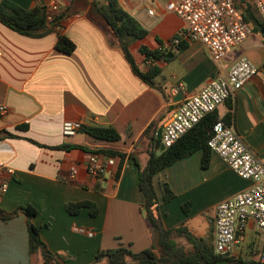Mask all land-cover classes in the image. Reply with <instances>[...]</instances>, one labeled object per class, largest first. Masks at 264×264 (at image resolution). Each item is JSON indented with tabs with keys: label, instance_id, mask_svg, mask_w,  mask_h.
<instances>
[{
	"label": "crops",
	"instance_id": "crops-1",
	"mask_svg": "<svg viewBox=\"0 0 264 264\" xmlns=\"http://www.w3.org/2000/svg\"><path fill=\"white\" fill-rule=\"evenodd\" d=\"M12 1L34 8L51 0ZM118 1L148 30L144 39L131 45L141 71L149 67L142 46L173 53L169 61L155 60L161 68L155 86L134 72L115 37L90 16L89 8L71 9L61 27L40 38L22 35L0 21V105L8 108L0 114V183L8 185L0 194V209L36 208L32 222L47 247L65 258L64 264H104L96 260L102 250L124 245L139 252L152 246L154 232L142 207L145 197L137 184L136 161L145 167L149 151H161V142L154 147L153 136L157 138L185 97L200 92L217 74L227 73L241 56L249 57L258 73L216 112L264 162V35L252 30L216 62L200 41L182 37L179 45L173 43L186 28L179 16L166 11V4L174 0ZM71 4L72 0H63L59 12ZM59 34L76 43L72 54L56 48ZM180 83L185 92L173 91ZM66 122L112 126L122 138L99 140L81 130L66 135ZM62 144L85 148H53ZM96 149L117 150L126 158L121 163L116 157L111 172L93 177L87 171L90 156L106 155L93 152ZM203 155L197 151L160 171L154 186L166 227L184 223L196 236L212 233L214 239L216 206L252 182L213 151L204 167ZM165 184L176 195L167 203ZM78 202L94 203L97 214L92 215L88 205L78 213L68 211L69 204ZM28 221L22 211L0 219V264H44L41 251H30ZM254 232L251 223L240 245L244 253L255 241Z\"/></svg>",
	"mask_w": 264,
	"mask_h": 264
},
{
	"label": "trees",
	"instance_id": "trees-1",
	"mask_svg": "<svg viewBox=\"0 0 264 264\" xmlns=\"http://www.w3.org/2000/svg\"><path fill=\"white\" fill-rule=\"evenodd\" d=\"M244 15V19L252 26V30H258L264 35V20L261 19L256 8L250 0H235ZM76 6L89 8L90 16L99 24L104 26L116 39L119 47L130 62L134 72L146 83L155 86V78L161 73V68L157 65L148 67L143 72L140 70L132 52L131 45L144 39L148 35V30L142 23L121 6L118 0H72L71 6L64 11L56 13L51 21L48 20L46 5H38L34 8H24L12 0H0V21L12 30L29 37H44L58 27ZM76 43L65 34H59L56 48L66 54H72L76 50ZM141 52L149 59L164 58L169 61L173 57L170 51L165 54L161 49H150L142 46ZM217 112H213L187 132L171 147L157 153L149 151V159L145 167L138 165L137 184L143 192L145 202L142 207L146 212L147 219L154 231V243L151 247L139 252H135L127 246L120 245L114 249H107L98 252L97 261H105L104 264H264L259 260L234 259L232 256L226 257L219 254L214 248L213 234L206 237H198L188 227L182 223L177 227L168 228L165 226L161 212L158 195L154 186V177L160 171L168 168L174 163L184 159L197 151L202 150L203 166L208 167L210 163L211 148L208 140L217 122ZM90 136L105 141H118L121 134L112 126L83 125L80 129ZM149 130L146 131V134ZM160 139L153 136L155 148L160 147ZM81 145L62 144L54 146V149L69 150ZM95 153H104L110 157H119L121 163L125 160L126 154L111 149H96ZM121 165L119 167V171ZM119 175V172H118ZM175 193L168 184L164 187L163 202L167 203L175 198ZM91 207V214L96 215L97 209L94 203L78 202L68 205V211L78 213L82 207ZM184 212L189 211V204L183 206ZM24 212L28 216L30 251L32 253L41 251L44 264H64L65 258L60 254L53 253L42 240L40 228L33 222L32 218L37 210L32 206L20 207L12 212L0 209V219L8 220L16 216L19 212ZM178 237H185L192 245L191 249H185L177 241ZM158 249L160 254L157 253Z\"/></svg>",
	"mask_w": 264,
	"mask_h": 264
},
{
	"label": "built area",
	"instance_id": "built-area-1",
	"mask_svg": "<svg viewBox=\"0 0 264 264\" xmlns=\"http://www.w3.org/2000/svg\"><path fill=\"white\" fill-rule=\"evenodd\" d=\"M62 1L51 0L46 5L49 21L60 11ZM250 2L264 20V0ZM165 8L186 24L185 30L173 39V43L179 45L182 37L200 41L216 62L222 60L252 33V26L245 21L235 0H174L168 2ZM148 13L156 15L154 8H148ZM155 60L150 57L148 66L154 65ZM257 73L256 64L249 57L241 56L227 73L217 74L200 92L187 95L174 115L164 124L161 144L165 148L171 147L240 91ZM173 91L185 92V86L180 83ZM7 112L8 108L0 105V114ZM82 126L81 122H66L64 133L73 135ZM208 146L239 176L252 182L249 188L221 201L215 208V251L223 255L228 253L238 259L245 254L240 245L251 223L254 224L256 232L264 234V162L238 136L234 127L219 117L208 140ZM115 165V157L92 154L87 171L93 177H101L111 172ZM76 173L77 169L73 167L72 176ZM7 188V183H0V194H4ZM78 230L93 236V232L84 228ZM255 252L257 260L264 263V242L261 250L256 248Z\"/></svg>",
	"mask_w": 264,
	"mask_h": 264
},
{
	"label": "rangeland",
	"instance_id": "rangeland-1",
	"mask_svg": "<svg viewBox=\"0 0 264 264\" xmlns=\"http://www.w3.org/2000/svg\"><path fill=\"white\" fill-rule=\"evenodd\" d=\"M101 1L102 3H104L105 0H99ZM81 6H76L75 8H80ZM161 152V151H160ZM158 152V153H160ZM145 211V210H144ZM204 226V224L202 225ZM153 230V229H152ZM154 232V231H153ZM204 236L205 234L202 233ZM254 239L255 241L252 243V245L249 247H247L246 249L248 251H246V253L244 255H242L240 258L238 259H242V260H246V261H250V260H253L255 258H257V253L255 252L256 248L261 250V247L263 245V242H264V234L263 233H260V232H254ZM206 238L207 237V234L205 236ZM177 241L179 242L180 245H182L185 249H191L192 248V245L188 242V240L185 238V237H178L177 238ZM242 246V245H241ZM241 246H240V249H241ZM256 247V248H255ZM239 248V246H238ZM250 248V249H249ZM158 254H160V250L158 249L157 251ZM258 259V258H257Z\"/></svg>",
	"mask_w": 264,
	"mask_h": 264
},
{
	"label": "water",
	"instance_id": "water-1",
	"mask_svg": "<svg viewBox=\"0 0 264 264\" xmlns=\"http://www.w3.org/2000/svg\"><path fill=\"white\" fill-rule=\"evenodd\" d=\"M162 131H163L162 128L159 129V131H158V135H157V139H161ZM165 149H166L165 146H164L163 144H161V151H164ZM224 256L229 257L230 254L226 253V254H224Z\"/></svg>",
	"mask_w": 264,
	"mask_h": 264
}]
</instances>
